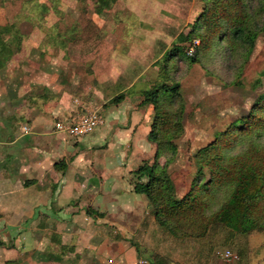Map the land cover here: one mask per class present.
<instances>
[{
    "label": "crops",
    "instance_id": "crops-1",
    "mask_svg": "<svg viewBox=\"0 0 264 264\" xmlns=\"http://www.w3.org/2000/svg\"><path fill=\"white\" fill-rule=\"evenodd\" d=\"M26 66L20 50L0 68V264H139L127 238L148 201L129 173L152 152V106L109 98L103 123L74 137L55 123L89 105Z\"/></svg>",
    "mask_w": 264,
    "mask_h": 264
},
{
    "label": "rangeland",
    "instance_id": "rangeland-1",
    "mask_svg": "<svg viewBox=\"0 0 264 264\" xmlns=\"http://www.w3.org/2000/svg\"><path fill=\"white\" fill-rule=\"evenodd\" d=\"M204 4V0H118L111 8L96 13L91 0H0V27L13 24L23 35L22 61H27L30 75L42 73L44 80L58 85L61 93L78 97L99 114L101 102L108 100L103 97V89L100 85L93 86L77 94L79 81L90 82L93 74L87 72L86 64L71 60L67 54L68 44L80 34L87 19L96 23V30H101L111 45L108 77L115 79L120 72L129 69L140 71L135 78L138 82L124 90L123 98L132 96L134 102L143 89L154 84L178 83L185 107L183 131L174 141L176 154L167 163L166 173L174 184L176 196L182 198L198 169L195 158L198 150L213 141L217 132L246 115L255 99L264 92V75L261 74L264 69V0L251 1L252 8L259 13L255 25L260 32L248 57L243 48H229L222 41L209 50H200L197 60L192 62L186 53L200 40L186 38V35ZM82 8L86 9L85 14H81ZM173 45L181 48L179 53L165 57ZM83 110L78 107L76 113ZM152 118L153 114L151 121ZM259 142L263 143L264 137ZM152 147L147 159L153 156V144ZM164 161V157L159 159L160 164ZM257 216L261 224L246 234L248 255L244 264H264V199L259 203ZM149 218L152 212L147 207L137 233L131 235L138 246L139 259L164 256L170 264H179L173 259V246L163 241L161 229L152 225L142 229ZM222 250L217 249L211 263L236 264L237 259L224 261L217 254Z\"/></svg>",
    "mask_w": 264,
    "mask_h": 264
},
{
    "label": "trees",
    "instance_id": "trees-1",
    "mask_svg": "<svg viewBox=\"0 0 264 264\" xmlns=\"http://www.w3.org/2000/svg\"><path fill=\"white\" fill-rule=\"evenodd\" d=\"M91 1L96 13L118 2ZM204 1L202 11L186 35V38L200 40V43L192 45L190 53H186L190 60L195 62L200 50H209L222 41L229 48H243L248 57L260 32L255 25L259 13L252 8V0ZM85 13L86 9L82 8L81 14ZM97 28L92 19H87L80 34L68 44V57L86 64L87 72L93 74L90 82L79 81L75 92L84 93L100 85L105 99L113 97L114 102H119L123 99L124 90L140 71L129 69L120 72L115 79L108 77L112 48ZM93 30L96 32L92 33ZM22 42L23 35L15 25L0 27V68L21 50ZM180 49L173 45L165 57L177 55ZM261 74L264 75V69ZM147 104L153 110L147 135L154 146L153 156L143 159L129 173L133 191L147 197V207L152 212V218L141 228L152 225L161 229L163 241L173 246V259L179 264H211L217 249L227 247L235 250L236 264H244L248 255L246 234L260 227L257 210L264 199V142H259L264 137V92L255 99L246 115L217 132L213 141L198 150L195 155L198 169L182 198L176 196L174 184L166 173L167 163L176 154L174 141L183 131L185 107L181 103L178 83L160 82L143 89L135 98L134 106ZM239 146L240 150L235 152ZM161 157L165 158L163 164L159 163ZM108 234L110 241L123 239L118 233L108 231ZM127 240L139 256L136 243L131 237ZM139 264L170 262L164 256H156L140 260Z\"/></svg>",
    "mask_w": 264,
    "mask_h": 264
},
{
    "label": "built area",
    "instance_id": "built-area-1",
    "mask_svg": "<svg viewBox=\"0 0 264 264\" xmlns=\"http://www.w3.org/2000/svg\"><path fill=\"white\" fill-rule=\"evenodd\" d=\"M102 123L103 118L101 114L98 113V110L85 107L81 113L66 120L57 121L55 123V130L78 137L94 131ZM217 254H219L224 261L237 259L236 253L228 248L223 249L221 252L218 251Z\"/></svg>",
    "mask_w": 264,
    "mask_h": 264
}]
</instances>
